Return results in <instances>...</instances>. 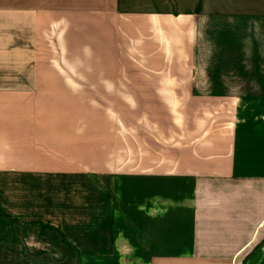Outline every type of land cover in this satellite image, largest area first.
<instances>
[{
    "label": "crops",
    "instance_id": "0c3cea01",
    "mask_svg": "<svg viewBox=\"0 0 264 264\" xmlns=\"http://www.w3.org/2000/svg\"><path fill=\"white\" fill-rule=\"evenodd\" d=\"M190 1L0 0V264H264V4ZM121 72L176 105L123 161L101 130L39 112Z\"/></svg>",
    "mask_w": 264,
    "mask_h": 264
},
{
    "label": "rangeland",
    "instance_id": "374dc122",
    "mask_svg": "<svg viewBox=\"0 0 264 264\" xmlns=\"http://www.w3.org/2000/svg\"><path fill=\"white\" fill-rule=\"evenodd\" d=\"M197 3L201 4V0ZM190 4H192L190 0H121L122 8L145 6L175 11L181 6L186 7ZM210 4L220 9L223 5L243 7L244 4H256L259 6L258 4H264V0H212ZM121 53L125 54V50L120 49ZM129 60L126 56L123 58L120 55V64L124 68L136 62L132 58L130 62ZM92 75L86 74L87 79ZM130 80L134 82L135 88L127 87V84H131ZM143 80L145 78L142 73L129 74L127 72H121L118 74V88L63 90L62 92L65 96L67 95V99H65L66 103L39 105L38 109L41 113L68 115V123L71 125V128L81 127L88 130H101L104 135V140L110 141L111 139L113 144L118 146L119 159L123 161L126 157L125 152L128 135L132 138L134 137L136 143L137 141L142 142L143 138L146 139V136L151 135L152 130H158L160 125V127H163L162 129H170L171 125H173V115L176 112V105L160 102L164 101L165 97L170 96L168 93L170 90H160L158 88L143 89L141 87ZM137 85H140V87H137ZM55 91L58 93L59 90ZM55 98L56 102H58V98ZM193 107L198 108V106H183V111L190 112ZM54 123L58 122L56 121ZM156 134H158V131ZM43 232L44 235L49 236L56 243H63L59 232L51 226L46 225ZM63 250L66 251L68 261H77L78 253L75 250L65 245Z\"/></svg>",
    "mask_w": 264,
    "mask_h": 264
},
{
    "label": "trees",
    "instance_id": "16d2710c",
    "mask_svg": "<svg viewBox=\"0 0 264 264\" xmlns=\"http://www.w3.org/2000/svg\"><path fill=\"white\" fill-rule=\"evenodd\" d=\"M44 228H45V226H43L42 232L44 231ZM62 244L65 245V246H67V247H69L68 243L64 239H63V243ZM62 244L59 243L60 246H63Z\"/></svg>",
    "mask_w": 264,
    "mask_h": 264
}]
</instances>
